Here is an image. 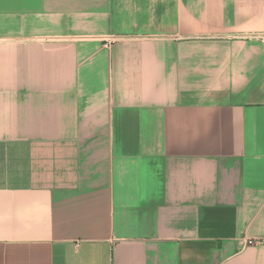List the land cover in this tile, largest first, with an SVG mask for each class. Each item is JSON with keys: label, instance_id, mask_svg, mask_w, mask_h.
Segmentation results:
<instances>
[{"label": "crops", "instance_id": "1", "mask_svg": "<svg viewBox=\"0 0 264 264\" xmlns=\"http://www.w3.org/2000/svg\"><path fill=\"white\" fill-rule=\"evenodd\" d=\"M0 264H264V0H0Z\"/></svg>", "mask_w": 264, "mask_h": 264}, {"label": "built area", "instance_id": "2", "mask_svg": "<svg viewBox=\"0 0 264 264\" xmlns=\"http://www.w3.org/2000/svg\"><path fill=\"white\" fill-rule=\"evenodd\" d=\"M112 41H113V39H108V40H107L108 43H109V42H112Z\"/></svg>", "mask_w": 264, "mask_h": 264}]
</instances>
